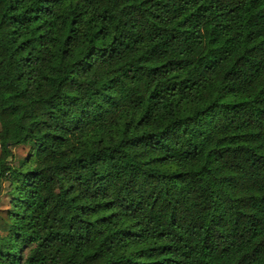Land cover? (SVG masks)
Wrapping results in <instances>:
<instances>
[{
    "label": "trees",
    "instance_id": "trees-1",
    "mask_svg": "<svg viewBox=\"0 0 264 264\" xmlns=\"http://www.w3.org/2000/svg\"><path fill=\"white\" fill-rule=\"evenodd\" d=\"M3 181L0 264H264V0H0Z\"/></svg>",
    "mask_w": 264,
    "mask_h": 264
},
{
    "label": "rangeland",
    "instance_id": "rangeland-1",
    "mask_svg": "<svg viewBox=\"0 0 264 264\" xmlns=\"http://www.w3.org/2000/svg\"><path fill=\"white\" fill-rule=\"evenodd\" d=\"M12 151V157L10 158V163L17 165V160L26 155L28 151V146L25 144H17L10 147ZM9 188L7 181H3L0 184V208H5L8 206L9 195L6 193Z\"/></svg>",
    "mask_w": 264,
    "mask_h": 264
}]
</instances>
